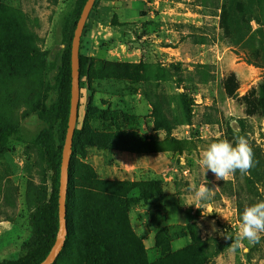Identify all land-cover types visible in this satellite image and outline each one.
Here are the masks:
<instances>
[{"label": "rangeland", "instance_id": "1", "mask_svg": "<svg viewBox=\"0 0 264 264\" xmlns=\"http://www.w3.org/2000/svg\"><path fill=\"white\" fill-rule=\"evenodd\" d=\"M79 4L80 0H0V31L12 35V20L18 19L57 67L66 48L65 26L75 22ZM223 5L231 36L220 25ZM95 21L103 26V41L90 47ZM86 25L80 54L95 63L91 76L81 79L76 128H82L85 117L93 124L89 118L93 107L126 111L127 133L146 138V150L165 152L170 163L165 178L154 179L161 195L153 199L147 195L146 203L138 202L127 212L130 236L121 230L119 213L112 211L118 205L113 198L100 201L102 206L96 205L91 219L80 213L86 203L78 200V188L85 185L87 173L79 166H85V157L78 155L72 164L68 240L56 264H264V234L258 243L244 241L234 251L227 238L236 235L244 208L264 200V109L247 117L243 105L228 98L221 86L230 72L239 81L238 97L264 84V0H99ZM86 48L92 56L84 55ZM114 66L128 67L129 73L135 69V80L93 78L94 70L111 71ZM55 74L47 76L50 83ZM43 89L38 78L18 81L0 73L4 95L24 91L36 99ZM50 98L55 99L51 92ZM22 111H15L18 126L2 135L0 147V264L18 262L34 252L29 186H37L44 177L50 193L49 169L35 151L27 150L47 126L37 115L21 120ZM170 123L176 126L167 132L163 128ZM231 133L248 139L257 163L249 174L237 171L227 181L217 180L210 170L204 176L197 164L199 153L218 139L234 142ZM206 180L214 196L198 209L190 205L189 188ZM165 195L192 212L189 228L166 225L163 199L175 206L178 202ZM129 196L137 197V192ZM93 231L96 237H109L103 242L109 253L100 247L101 241L89 243Z\"/></svg>", "mask_w": 264, "mask_h": 264}, {"label": "trees", "instance_id": "2", "mask_svg": "<svg viewBox=\"0 0 264 264\" xmlns=\"http://www.w3.org/2000/svg\"><path fill=\"white\" fill-rule=\"evenodd\" d=\"M86 1L87 0H80L75 22L71 26L70 24L65 26L64 41L66 48L60 59V64L57 67L49 63L45 51H40L39 48L34 45L31 37L20 25L18 19L13 18L12 20L15 25V30L12 35L7 33V35H5L3 31H0V73L7 78L18 81L38 78L43 81L44 85L43 91L40 92L36 99L24 91L14 92L9 95H4L0 92V147L2 135L15 131L18 126V121L14 119L15 111L19 108H23L20 114L21 120H25L32 115H37L39 120L47 126V129L27 147V150L35 151L38 160L40 162L44 161L51 173L49 194L46 189L47 181L44 177H42L37 186L30 185L28 188L27 204L32 207L31 225L33 233L31 243L34 247V252H31L18 262H2L1 264H40L50 253L59 233L58 198L60 167L62 150L68 128L71 100V43L77 21ZM98 1L99 0L95 1L93 6L94 9L97 7ZM222 8L220 25L224 33L227 36H231L228 24L229 15L224 5ZM9 18H11V16ZM86 30L87 25L85 24L83 34ZM10 39L13 41V44L10 42ZM94 63L95 60L93 58L85 57L81 55L79 51L80 90L81 79L84 76H91L90 70ZM127 68L128 67L114 66L111 71L94 70L95 74L93 78L96 80L114 79L124 82L130 80L134 81L135 69L132 73H129ZM52 71H55L56 74L52 77L50 83L47 80V76ZM221 86L224 94L228 98L237 99L238 102L243 105L244 113L247 117L258 116L261 110L264 109V84H261L258 88H252L242 97H238V90L240 87L239 81L236 74L230 72L222 81ZM50 92L54 95L55 99H49ZM259 92H261V97L259 96ZM79 107L80 101L78 108ZM126 114V111L112 108L111 106H108L107 109L93 107L90 109L89 116L92 121L94 120L93 124L89 125L85 117L82 128L75 129L68 168L66 222L68 221L67 213L70 203L69 192L71 183L75 180L72 164L73 161L75 162L74 159H76L78 155H80V158L84 159V157H86L85 151L87 152L88 149L92 148L107 152L127 151L138 154L165 153L163 151L146 150L145 147L149 144L146 138L133 137L128 134L129 121ZM154 125L156 129H160L161 127L157 122ZM175 126L176 125L170 123V125H165L163 129L170 132ZM237 135L240 134L231 133V136L235 137ZM56 141L58 143L54 144ZM83 164L85 166L81 164L79 166L87 173L86 180H84L85 185L78 188L77 198L79 201L85 202L86 205L81 206L80 213L88 215L91 219L96 210V205L102 206L100 201L104 198H113L117 201L118 205H116V209L112 211L119 213V218L122 221L121 230L124 229L125 231H129L128 233L131 236L132 234L130 230H128L129 223L127 212H129L132 205L138 202L143 201L146 203L150 197H147V195H151V199L159 197L161 192L157 190V182L154 179L138 183L101 181L97 178L91 166L85 163ZM73 175L74 178L72 177ZM128 183H130V185ZM123 186H127L128 190L122 191L121 187ZM134 191L137 192V197L129 196V194ZM92 206L94 208L93 211L90 210ZM97 217L100 218V216ZM190 226L191 224H187L185 227L189 228ZM94 234H96L94 231L90 234L89 243L101 241L100 247L106 250L107 247L103 242H106L109 237H101L102 235L96 237ZM66 240H68V236H66ZM63 251L64 248L60 255ZM107 253H109V250ZM107 258L111 260L112 254L107 256ZM54 264H56V261Z\"/></svg>", "mask_w": 264, "mask_h": 264}, {"label": "clouds", "instance_id": "3", "mask_svg": "<svg viewBox=\"0 0 264 264\" xmlns=\"http://www.w3.org/2000/svg\"><path fill=\"white\" fill-rule=\"evenodd\" d=\"M257 161L248 139L237 135L234 142L228 139H218L211 142L199 153L198 166L204 171H211L217 180L227 181L237 171L241 175L249 174ZM208 181L199 186L192 184L189 190L193 193L190 205L202 209L204 202L210 201L214 196V189L207 186ZM264 234V200L246 206L241 216L239 229L234 237L227 236L233 242L230 248L234 251L244 241L250 244L258 243Z\"/></svg>", "mask_w": 264, "mask_h": 264}, {"label": "crops", "instance_id": "4", "mask_svg": "<svg viewBox=\"0 0 264 264\" xmlns=\"http://www.w3.org/2000/svg\"><path fill=\"white\" fill-rule=\"evenodd\" d=\"M103 26L100 22L95 21L92 26V36L89 38L91 45L100 46L103 38L100 36V30ZM86 44V43H85ZM84 45V44H83ZM84 55H93L86 48ZM95 93L92 100L94 101ZM84 163L93 168L96 176L101 181L108 182H147L153 179L166 176L170 160L166 153L138 154L127 151H98L96 149H88ZM83 162V161H82ZM160 176V177H159ZM165 198L172 200L170 195ZM162 197V198H164ZM178 202V200H177ZM173 204H167L162 201L164 219L167 226H185L192 221V212L182 207L179 202L175 209H171ZM172 211V214L170 213ZM176 210V211H173ZM166 211V212H165Z\"/></svg>", "mask_w": 264, "mask_h": 264}, {"label": "water", "instance_id": "5", "mask_svg": "<svg viewBox=\"0 0 264 264\" xmlns=\"http://www.w3.org/2000/svg\"><path fill=\"white\" fill-rule=\"evenodd\" d=\"M96 0H87L80 17L77 21L71 43V100L68 119V128L66 131L65 142L62 150V160L59 179V198H58V222L60 237H57L50 253L40 264H54L62 252L67 236L66 222V197L68 191V168L72 153L73 136L78 121V106L80 101V83H79V51L81 38L85 24L93 9ZM59 236V235H58Z\"/></svg>", "mask_w": 264, "mask_h": 264}]
</instances>
